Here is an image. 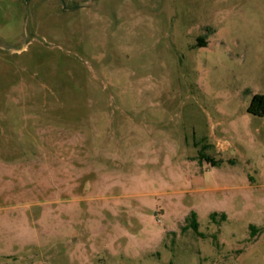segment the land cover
I'll return each mask as SVG.
<instances>
[{"label":"rangeland","instance_id":"obj_1","mask_svg":"<svg viewBox=\"0 0 264 264\" xmlns=\"http://www.w3.org/2000/svg\"><path fill=\"white\" fill-rule=\"evenodd\" d=\"M256 94L264 0H0V264H264Z\"/></svg>","mask_w":264,"mask_h":264},{"label":"trees","instance_id":"obj_2","mask_svg":"<svg viewBox=\"0 0 264 264\" xmlns=\"http://www.w3.org/2000/svg\"><path fill=\"white\" fill-rule=\"evenodd\" d=\"M249 113L255 116L263 117L264 116V94H256L253 97L251 105L249 107ZM212 218L216 217L215 214L211 215ZM225 219V216H223ZM189 221V228L193 229L194 231H199V222L198 216L195 212H192L191 215L188 217ZM252 228V234L255 235L258 232L256 227Z\"/></svg>","mask_w":264,"mask_h":264}]
</instances>
